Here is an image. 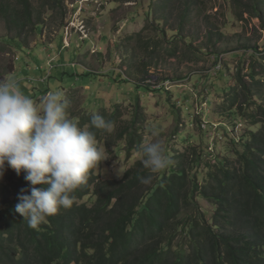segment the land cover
<instances>
[{
  "label": "rangeland",
  "instance_id": "obj_1",
  "mask_svg": "<svg viewBox=\"0 0 264 264\" xmlns=\"http://www.w3.org/2000/svg\"><path fill=\"white\" fill-rule=\"evenodd\" d=\"M28 1L24 18L20 0H0V80L14 78L37 103L62 91L76 121L85 113L113 116L114 131L97 140L106 157L91 170L99 180H118L142 163L140 146L155 139L171 158L168 171L188 145L203 153L208 146V162L232 159L233 143L257 130L216 110L228 85L245 101L237 76L250 83V65L264 81V60L251 57L264 58V0ZM16 13L21 18L10 19ZM252 90L247 107L264 105V94ZM205 173L201 164L199 181ZM197 201L209 218L211 204Z\"/></svg>",
  "mask_w": 264,
  "mask_h": 264
},
{
  "label": "trees",
  "instance_id": "obj_2",
  "mask_svg": "<svg viewBox=\"0 0 264 264\" xmlns=\"http://www.w3.org/2000/svg\"><path fill=\"white\" fill-rule=\"evenodd\" d=\"M20 3L21 17L27 18L29 1ZM17 13L10 19L20 17ZM251 57L253 64L264 60ZM248 77L250 83L237 76L245 101L228 85L227 98L216 110L258 124L256 131L233 143L232 159L208 162V146L203 153L188 145L174 156L173 169L155 174L148 185L140 182L150 174L140 161L118 180H99L90 170L73 193L72 207L48 217L37 229L15 211L21 190L30 195L32 185L23 172L17 175L11 169L7 182L0 184V264H264V105L247 107L250 90L252 95L264 94V81L254 65ZM92 114L78 116V125L88 124ZM91 130L97 140L106 134ZM201 164L206 173L199 181ZM89 195L95 197L90 205L81 201ZM199 197L211 204L209 218Z\"/></svg>",
  "mask_w": 264,
  "mask_h": 264
},
{
  "label": "clouds",
  "instance_id": "obj_3",
  "mask_svg": "<svg viewBox=\"0 0 264 264\" xmlns=\"http://www.w3.org/2000/svg\"><path fill=\"white\" fill-rule=\"evenodd\" d=\"M67 108L62 91H49L37 103L20 90L14 78L0 80V179L7 168L25 174L32 185L30 195L21 190L15 211L32 229L61 209L71 208L73 193L86 182L90 170L106 159L91 129L111 134L115 128L113 121L98 112L80 127L69 118ZM152 135L158 133L153 130ZM140 152L142 164L150 170L139 178L142 184H151L155 174L171 166L158 139L142 144Z\"/></svg>",
  "mask_w": 264,
  "mask_h": 264
},
{
  "label": "built area",
  "instance_id": "obj_4",
  "mask_svg": "<svg viewBox=\"0 0 264 264\" xmlns=\"http://www.w3.org/2000/svg\"><path fill=\"white\" fill-rule=\"evenodd\" d=\"M220 67H221V65H220V63H218V64L215 66L214 69H218V68H220Z\"/></svg>",
  "mask_w": 264,
  "mask_h": 264
}]
</instances>
